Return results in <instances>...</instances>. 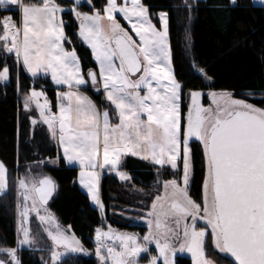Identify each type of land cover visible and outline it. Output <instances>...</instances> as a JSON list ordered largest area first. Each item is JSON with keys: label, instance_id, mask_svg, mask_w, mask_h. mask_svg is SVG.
<instances>
[{"label": "snow or ice", "instance_id": "1", "mask_svg": "<svg viewBox=\"0 0 264 264\" xmlns=\"http://www.w3.org/2000/svg\"><path fill=\"white\" fill-rule=\"evenodd\" d=\"M90 7L92 12L84 13L74 3L70 10L79 21V36L90 45L99 65L98 72L89 70L87 76L94 87L102 85L106 101L117 114L116 124L111 122L108 108L101 111L79 90L88 81L76 51L64 48L68 38L58 15L64 9L56 0H0V10L22 13L18 22L11 16L0 18V47L15 55L17 65L22 61L32 76L50 71L57 85L68 86V91L58 94V112H52L45 93L35 89L25 95L24 108L30 111L35 103L39 116L31 119L32 125H46L66 160L79 163L80 183L101 209L96 169L109 166L122 181H129L132 177L118 169L122 157L131 155L174 170L171 179L157 180L164 194L152 200L147 213L149 231L142 238L116 232L111 226L106 231L95 230L101 264H139L141 253L149 252L152 243L158 254L150 256L148 264H160L161 260L162 264H176L177 252L184 251L191 253L193 264H213L206 255L209 237L213 250L230 254L236 264H264V107L236 99L228 91H209L211 104L205 107L201 103L205 94L190 91L191 102L184 115L183 86L175 76L168 39V14L159 13L162 28L157 29L141 0L130 4L128 0H106L100 9ZM198 71L211 80L203 69ZM10 78L11 69L5 62L0 81ZM248 96L253 98L251 92ZM41 97H45L43 103ZM193 137L203 145L201 202L190 192ZM31 171L29 168L25 176L14 180L17 247L0 248L9 258L0 264H21L18 249L36 243L28 224L33 212L46 225L44 231L51 241L49 261L43 264H63L69 254L86 253L80 239L70 232L71 226L62 228L47 212L45 206L57 188L53 178L33 176ZM9 187L8 170L0 162V195H7ZM41 207H45V215L40 214ZM199 221H204L203 227H198Z\"/></svg>", "mask_w": 264, "mask_h": 264}, {"label": "trees", "instance_id": "2", "mask_svg": "<svg viewBox=\"0 0 264 264\" xmlns=\"http://www.w3.org/2000/svg\"><path fill=\"white\" fill-rule=\"evenodd\" d=\"M154 13L164 10L168 14V37L172 51V62L177 81L183 86L182 99L189 90L213 88L225 90L234 96L253 94L248 98L258 107H264V8L251 0H141ZM26 3L37 0H24ZM68 3L70 0H56ZM105 0H92L96 9L103 7ZM188 5V7H186ZM84 9H91L86 4ZM11 14L18 18V10L2 11L0 18ZM65 34L68 40L65 45L74 49L81 61L84 71L94 68L88 48L81 42L77 25L70 11L61 15ZM190 37V39H189ZM70 41V42H69ZM190 44L199 69H203L211 80L196 72H189L180 55L179 49ZM11 69L8 82L0 83V159L5 163L10 187L7 195H0V241L7 247L15 243V212H14V180L22 164L32 161L57 158V163L44 164V170L57 185L52 205L63 222L71 226V231L82 242L85 248L93 249V233L104 221L113 228L122 230H145L140 224L128 223L118 211H127L124 206L144 209L155 191L159 190L157 179H167L173 174L169 168H162L160 177L155 175L156 166L140 159L128 158V172L132 183L123 182L111 173H102L99 182V197L104 205L103 213L89 202L87 194L79 188L76 177V166L67 165L53 138L50 137L45 125H31L27 111L21 101V91L30 85L43 83L49 98L54 102V94L47 77H38L34 82L26 76L20 65L0 51V68L4 63ZM17 78L19 84L17 83ZM83 90L98 106L113 108L107 104L101 93L89 85ZM185 106L183 105V108ZM193 154V181L190 192L195 200L202 198L203 163L199 159L200 151L196 140L190 142ZM159 172V173H160ZM150 188L149 194L143 199L131 186ZM143 200V204L139 201ZM123 208V209H122ZM206 255L215 261V255L223 262L231 264L226 255L213 250L211 238L207 239ZM40 249H47L41 251ZM50 248H22L17 256L23 264H43L49 261ZM229 262V263H228ZM233 262V261H232ZM63 264H97L93 256L83 257L69 254ZM176 264H190L186 256H177ZM235 264V263H232Z\"/></svg>", "mask_w": 264, "mask_h": 264}, {"label": "rangeland", "instance_id": "3", "mask_svg": "<svg viewBox=\"0 0 264 264\" xmlns=\"http://www.w3.org/2000/svg\"><path fill=\"white\" fill-rule=\"evenodd\" d=\"M230 1L232 2V0H230ZM120 2H121V0H118V3H120ZM128 2L130 4L131 3V0H128ZM251 2L253 4H256V5H261L264 8V0H251ZM33 3H35V2H33ZM56 3L60 4L61 7L64 9V11H70L71 12L72 17H73V19L76 22V25H77V33H78V36H79V21L75 18L73 12L70 9L73 7L74 3H76V4L79 5V8H78L79 11L84 12V13H91L92 10H93L92 7H90L91 9L88 10V9L82 8L81 5L84 3V4L88 5V6H90V4L92 5V0H90V3H89V0H70V2H68L66 4L60 3V2H56ZM105 3H106V0H105ZM105 3H104V5H105ZM141 3H142V1H141ZM161 12H165V11L164 10H158V11H156L154 13H152V12L149 11V18L151 19L152 23L154 25H156L157 29H161L162 28L161 21L159 19V13H161ZM21 15H22V13L20 11H18V18H14L11 14H5L2 17L11 16L13 18V20H15V21L18 22L21 19ZM58 15L61 16L62 13H58ZM117 19L120 21V23L126 29H129V31L131 33L130 25L126 21H124L119 14H117ZM0 32H2V29H0ZM131 34L133 35V38L134 39H137L138 40V37H136L134 33H131ZM79 38H80L81 42L88 48V50L90 52V57H91L92 61L94 62V68L93 69H89V70H94V71H97L98 72L99 71V65H98V62H96V60H95V57L93 55V52H92V49H91L90 45L87 44V42L84 41L82 37L79 36ZM168 39H169V37H168ZM64 48L67 51H72L73 50V49L67 48L66 45H65V42H64ZM179 50H180L179 53L181 55L180 57H181L184 65H185L186 69L189 72H196V73H198V74L201 75V73L198 71L199 68H198V64H197V60H196V55H195L193 49L191 48L190 44H188L187 46H184V49H179ZM0 51H1V53L3 55H8L11 59L13 57V60L16 62V57H15L14 54H6L4 52V50H3L2 47H0ZM76 54H77V56H78V58L80 60V57H79V55H78L77 52H76ZM80 64H81V61H80ZM4 65H5V63L2 65V67ZM89 70L84 71L83 68H82V65H81L82 74L84 75L85 79L88 81L87 84L90 85L89 78L87 76V73H88ZM38 77H47L48 78V80L50 82V85L49 86L52 88V92L54 94V100H53L54 102H52L51 99L49 98V95H48L46 89L44 88L45 85L43 83H39L36 80V78H38ZM33 78H34L33 81L34 82H38L40 85H30L28 88H26V90L20 92V94L22 95L21 96L22 97L21 98V101L23 103V106H24V97H25V95L28 94V93H30V91L32 89H35L36 91H43L45 93V96H46L47 100L50 102L52 112H58V103H59L58 94L61 93V92H66L69 89H67V88H56V87H53V85H51V84H55V82L52 79V75H51V72L50 71L47 72V73H45L43 71H40V72H38L36 74V76H33ZM0 83H3V81H0ZM86 85H84V86H86ZM95 88L100 91L101 96L103 97L104 101L108 104V102L105 99V93H104V90L102 88V85H97ZM80 91H82V93H84L83 86L80 87ZM190 91H202L205 95L202 96L201 103L205 107H208L211 104V99H210V97L207 96V93L209 91H225V90H215V89L210 88V87L205 88V89H193V90H189L186 93V95L184 96V99H182V103H181L182 113L184 115L187 114L188 105L191 102L190 101V96H189V92ZM234 98H236V99H244L248 103L254 104L252 101H250L248 99L249 98L248 94L247 95H244V97L243 96H234ZM44 99H45V97H41L40 98V102L43 103L44 102ZM183 105L185 106L184 108H183ZM97 107L101 111H103L105 108H107V107L98 106V105H97ZM111 107L113 108V111H110V109L108 108V111L110 113V120H111V122L113 124H116V123L119 122L118 121V118H117V114L114 111V106H111ZM38 116H39V110L36 108L35 103H33L31 105V110L30 111H27V117H28L30 123H31V119L32 118H38ZM31 125H32V123H31ZM46 128H47V126H46ZM48 133H49V131H48ZM49 135H50V133H49ZM50 137L53 138L51 135H50ZM54 140H55V142H56V144H57V146H58V148L60 150V153H61V156L63 157L64 162L66 161L68 163L67 164L65 162L67 165H69L71 163L77 164L79 166V168H80V165H79V163L77 161L68 162L66 160V158L63 156V150H62V148L60 147V145L58 143V139H54ZM192 140H196V138L195 137L191 138L190 142ZM130 157L131 158H136V159H138V158L141 159L140 157H135V156H131V155H126V156L122 157L121 166H119V169L118 170L119 171H122V172H125L128 175H129V172H128V168H127L128 165L127 164L130 161V160L128 161V158H130ZM40 161H44V162H47V163H40V164H38L37 162H40ZM40 161H32V162H27V163L22 164L21 168L19 169V173H18V175L16 177H18V176L19 177L25 176L28 173L29 168H31V170H32L31 171V175H33V176H42V175H45L46 174V171L44 170L43 165L44 164H54L55 165L58 160H57V158H49V159L40 160ZM144 161L151 163L148 160H144ZM0 162L4 163L1 159H0ZM169 169L172 170L170 167H169ZM80 170H81V168L78 171L79 173H80ZM159 170H162V168H159L158 166H156V168L154 169L155 175H157V172ZM97 171L99 172V174H102L104 172L111 173L117 179L121 180L120 177H119V175H118V173H117V171L116 170H112L109 166H105L103 169H99L98 168ZM172 171L174 173V170H172ZM160 174H161V172H160ZM129 176H131V175H129ZM172 176H173V174L170 175L169 179H171ZM159 177H160V175H159ZM76 182H77L79 188L82 189L87 194V196L89 198L90 204H92L95 207L96 206L98 207V205H96V203L94 201H92L91 197L88 194L87 189L80 183V176H78V180ZM123 182H128V183L131 184L132 183V179L129 180V181H123ZM150 188L151 187H148V189H146L144 186H141V185H138L136 187L135 186H131V192H135L136 193V196L139 195L142 198L143 197L145 198V196L147 194H149ZM138 189H143V191L142 192L141 191H137ZM157 194H159V195H163L164 194V190H163L162 186H160L159 190L155 191L152 200L155 198V196ZM202 196H203V186H202ZM14 200H15L14 201V204H15V207H14V212H15V243H14L13 246L7 247L2 241H0V248H16L17 247V237H18V232H17V229H18L17 203H18V200H17V188H16V185H15V188H14ZM139 200L140 199H138L137 201H139ZM152 200L149 203H147V205H146V207L144 209H139V207H133V206H128L127 207V205H126L123 208H126L127 211H124V210L123 211H121V210L118 211L119 214L123 217L122 219H124L128 223L140 224V225L144 226L145 227V230L144 231H142V232H140L139 230L129 231V230H122V229L113 228L106 221H104L102 223V225L101 226H98L97 228H102L103 230L106 231V230H108V226H111V229H113L116 232H119V233H128V234H136V235H138L139 237L142 238L149 231V225H148V222L147 221H148V219H150V217L147 216V213L149 212V210L151 208ZM52 201H53V198L45 206L46 209H47V212H50L51 214L54 215L56 221L61 225L62 228H68L69 225L67 223L63 222V220L61 219L60 215L58 214V212L55 210L54 206L52 205ZM201 201H202V198L198 202H201ZM139 203L143 204V200L142 201H139ZM29 206H31V201H29ZM45 207H41L40 208V214L41 215H45L46 214L45 213ZM99 211H100L101 215L104 212L103 209H101L100 207H99ZM190 222L191 221H189V223ZM201 223L198 224V227H203L204 226V221H201ZM28 224H29V227H30V230H31L32 238L36 241V243L33 244L31 247H29L27 245H24V246L20 247L18 249V251L20 249H22V248H32V247H48L51 250V241L49 240V238L47 237L46 232L44 231V228H45L46 225L43 224V223H41L39 221V219L37 218L35 212H33V213L30 214ZM70 232L72 233L71 229H70ZM95 237H96V232L94 231L93 238H92L93 239V243H94L93 249L85 248V249H87V252L86 253H73V255H79V256H83V257L93 256L95 258L97 264H101L100 259L96 255V239H95ZM141 242H143L142 239H141ZM107 243L110 246L112 244L111 241H108ZM149 246L152 248V250H150V248H149V252H147V253H141V256L139 258V264H148V261H149L150 256H155V255L158 254L157 253V249H156L154 243L149 244ZM178 246L179 245L177 244V247ZM181 253L184 256L188 257L190 259V263L193 264V258H192L191 253H189L187 251H184V252H181ZM49 254H50V251H49ZM222 255H224V253H222ZM213 257H215V261L213 259H211L210 257L207 256L208 259H210V260L213 261V264H219V261L223 262L221 258H218L215 255H213ZM8 259L9 258L6 255H4L3 253H0V260H6L7 261ZM228 259L231 262V264L234 263V262H232V260L230 258H228ZM21 264H23V263H21ZM109 264H111L110 261H109ZM160 264H162V260L160 261Z\"/></svg>", "mask_w": 264, "mask_h": 264}, {"label": "crops", "instance_id": "4", "mask_svg": "<svg viewBox=\"0 0 264 264\" xmlns=\"http://www.w3.org/2000/svg\"><path fill=\"white\" fill-rule=\"evenodd\" d=\"M20 66H21V68H22V70L24 71V73L26 74V76L28 77V78H30L31 80H34V78H33V76L27 71V69L23 66V64H22V61L20 62V64H19ZM51 85H53V87H56V88H67V89H69L68 88V86L67 85H57L56 83L55 84H51ZM80 90V89H79ZM80 92H82V91H80ZM83 94H85V95H87L92 101H93V99L84 91V93ZM94 102V101H93ZM95 103V102H94ZM96 104V103H95ZM139 159V158H138ZM140 160H142V159H140ZM143 162H145V163H149V162H146V161H144V160H142ZM66 162V161H65ZM67 163V162H66ZM68 164V163H67ZM149 164H151V163H149ZM69 165H72V166H76L77 168H79V166L77 165V164H73V163H71V164H69ZM80 169V168H79ZM79 169L77 170V177H76V181L78 180V176H79ZM96 171H97V169H96ZM101 175V174H100ZM97 207V206H96ZM97 209H98V211H99V206L97 207ZM100 212V211H99Z\"/></svg>", "mask_w": 264, "mask_h": 264}, {"label": "flooded vegetation", "instance_id": "5", "mask_svg": "<svg viewBox=\"0 0 264 264\" xmlns=\"http://www.w3.org/2000/svg\"><path fill=\"white\" fill-rule=\"evenodd\" d=\"M196 141L198 143V149L200 151L199 159H200L201 163H203V175H202V186H203V177H204V171H205V169H204L203 145H202V142H200L198 139H196ZM192 167H193V164H192ZM167 179H169V178H167ZM200 223H201V221L198 222V224H200ZM148 247L150 248V250H152V248L150 246H148ZM224 255L228 256V258H230L236 264V262L234 261V259L231 257L230 254L224 253ZM177 256H183V254L181 252H177L175 260H177Z\"/></svg>", "mask_w": 264, "mask_h": 264}, {"label": "water", "instance_id": "6", "mask_svg": "<svg viewBox=\"0 0 264 264\" xmlns=\"http://www.w3.org/2000/svg\"><path fill=\"white\" fill-rule=\"evenodd\" d=\"M89 83L92 84L91 81H90V79H89ZM45 175H47V174H45ZM48 176H50V175H48ZM50 177H51V176H50ZM53 180H54V179H53ZM54 181H55V180H54ZM54 194H55V192H54ZM54 194H53V196L49 199V201L54 197ZM49 201H48V202H49ZM232 258L234 259V257H232ZM234 261H235V259H234Z\"/></svg>", "mask_w": 264, "mask_h": 264}, {"label": "built area", "instance_id": "7", "mask_svg": "<svg viewBox=\"0 0 264 264\" xmlns=\"http://www.w3.org/2000/svg\"><path fill=\"white\" fill-rule=\"evenodd\" d=\"M52 110V109H51Z\"/></svg>", "mask_w": 264, "mask_h": 264}]
</instances>
